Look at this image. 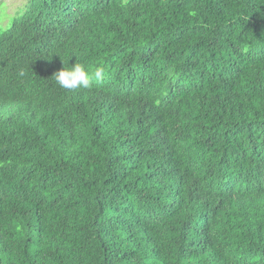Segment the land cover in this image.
<instances>
[{
    "label": "trees",
    "instance_id": "16d2710c",
    "mask_svg": "<svg viewBox=\"0 0 264 264\" xmlns=\"http://www.w3.org/2000/svg\"><path fill=\"white\" fill-rule=\"evenodd\" d=\"M75 63L103 80L61 89ZM0 264H264V0H28L0 26Z\"/></svg>",
    "mask_w": 264,
    "mask_h": 264
},
{
    "label": "clouds",
    "instance_id": "9594fccd",
    "mask_svg": "<svg viewBox=\"0 0 264 264\" xmlns=\"http://www.w3.org/2000/svg\"><path fill=\"white\" fill-rule=\"evenodd\" d=\"M23 75V73H21ZM105 70L97 66L94 69L86 68L83 64L75 63L71 67H63L55 73V82L63 90L89 89L94 82L103 80Z\"/></svg>",
    "mask_w": 264,
    "mask_h": 264
},
{
    "label": "rangeland",
    "instance_id": "374dc122",
    "mask_svg": "<svg viewBox=\"0 0 264 264\" xmlns=\"http://www.w3.org/2000/svg\"><path fill=\"white\" fill-rule=\"evenodd\" d=\"M28 0H0V13L3 15L0 26L5 27Z\"/></svg>",
    "mask_w": 264,
    "mask_h": 264
}]
</instances>
